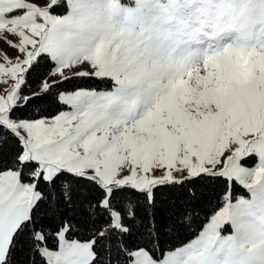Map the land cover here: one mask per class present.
I'll use <instances>...</instances> for the list:
<instances>
[{
	"label": "snow or ice",
	"instance_id": "snow-or-ice-1",
	"mask_svg": "<svg viewBox=\"0 0 264 264\" xmlns=\"http://www.w3.org/2000/svg\"><path fill=\"white\" fill-rule=\"evenodd\" d=\"M240 50L264 0H0V264H264V82L157 107Z\"/></svg>",
	"mask_w": 264,
	"mask_h": 264
},
{
	"label": "rangeland",
	"instance_id": "rangeland-1",
	"mask_svg": "<svg viewBox=\"0 0 264 264\" xmlns=\"http://www.w3.org/2000/svg\"><path fill=\"white\" fill-rule=\"evenodd\" d=\"M204 65L207 71L203 76L198 68L189 67L186 75L182 73L171 82L168 93L161 97L157 106L158 112L184 115L185 105L191 106L193 99L197 105L207 108L215 97L225 96L233 86H245L256 79L264 82V53L240 50L232 56L227 67L214 57H206ZM196 86H202V91L197 93ZM224 144L227 146V138Z\"/></svg>",
	"mask_w": 264,
	"mask_h": 264
}]
</instances>
